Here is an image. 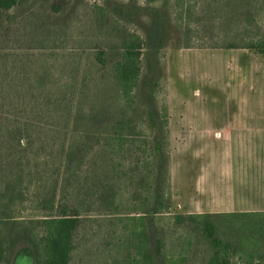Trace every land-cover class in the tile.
Wrapping results in <instances>:
<instances>
[{"label":"rangeland","instance_id":"374dc122","mask_svg":"<svg viewBox=\"0 0 264 264\" xmlns=\"http://www.w3.org/2000/svg\"><path fill=\"white\" fill-rule=\"evenodd\" d=\"M223 4L224 0H25L3 11L0 170L15 172L22 165L32 173L22 178L25 192L21 202L14 204L6 215L15 219L52 215L38 205L42 199L34 192L40 185L47 189L55 187L56 199L60 201L64 195L71 206L77 207L79 201L92 204L95 198L91 180H101L107 184L106 191L118 192L123 197L122 206L115 213L106 204L79 207V215L85 220L71 264H111L128 254L123 244L116 245L120 240L116 232L118 223L107 219L127 213V190L123 187L119 192L113 180L103 178L104 174L95 166L90 170L80 167L77 177L67 178L59 159L63 157L58 151L60 146L65 149L72 137L78 142L88 135L86 115L90 109L96 116L91 128L98 133L120 110L114 102L113 79L107 70L90 63L91 54L98 50L104 51L108 63L119 54L114 42L96 28V22L119 26L138 35L144 43L137 96L130 112L137 125L136 133L140 134L137 142L141 141V149L142 141L148 145L152 142L148 138L152 135L148 115L157 116L156 123L164 115L166 122L164 138L158 142L168 156L169 176L165 184L163 176L159 175L157 181L165 187L169 202L156 230H149L150 237L153 234L156 241L164 239V250L176 259L184 239H189L190 246L181 264H207L209 244L199 231L193 230L194 224L187 218L190 214H205L206 209L219 204L223 195L220 183L224 182L219 170L224 168L242 170L239 177L227 178L233 180L235 197L242 194L247 208L264 212V164L222 165L224 159L241 163L245 158H257L264 163V54L243 48L240 42L233 48L227 46L230 35L243 37L247 43L255 42L264 33L253 27L254 22L241 29L246 26L244 14L240 12L237 21ZM188 8L190 12L186 13ZM181 10L182 20L190 28L180 24ZM229 16L235 20L226 26ZM257 17L264 24V14ZM84 73L86 88L82 92ZM54 101L51 108L57 110L48 113ZM77 102L82 103L81 117L74 124L73 107ZM25 122L29 123L27 128L23 126ZM17 127L23 131L20 133ZM92 137L89 135L87 145L96 143L97 133ZM131 158V162L137 161ZM250 168L254 169L253 174L246 173ZM157 169L156 161V174ZM138 170L140 174L145 171L141 163ZM84 172H89V181L80 184ZM238 180L243 181L244 189L237 185ZM178 217L185 221L179 224ZM228 224L223 219L218 227L220 239L236 246L238 238L260 239L257 233L240 232V228L237 231V226L231 229ZM155 243H150L152 251ZM245 243L248 249L249 242ZM258 244L256 253L248 250L255 257L261 255L264 264V240ZM238 261L233 258V262ZM126 263L131 264L128 260ZM8 264H35L32 247L23 241L13 244Z\"/></svg>","mask_w":264,"mask_h":264},{"label":"trees","instance_id":"16d2710c","mask_svg":"<svg viewBox=\"0 0 264 264\" xmlns=\"http://www.w3.org/2000/svg\"><path fill=\"white\" fill-rule=\"evenodd\" d=\"M24 1L0 0V15L3 11H9L14 6L23 4ZM222 7L226 8L232 18L236 20L240 12L244 14L246 26L241 27V29L249 28L254 22L253 27L264 33V24L257 17L259 14H264V0H224ZM185 12L189 13L190 9H186ZM178 15L180 24L188 28L189 24L182 20V10L179 11ZM103 18L100 17V20ZM232 18L230 16L226 18V26L231 25L232 20H235ZM256 18L258 19L256 20ZM211 20L209 19V21ZM95 26L107 35L108 40L114 42L119 51L118 57L108 63L104 51L98 50L91 54L90 63L103 71L107 70V74L113 79L114 102L117 103L119 107H116L120 110L112 122L106 123L102 133H98L91 128L96 116L92 114L90 109L86 115L89 121L87 129L90 128L88 135L78 142H75L76 140L72 137L74 135H72L70 136L72 137L70 144L65 149L64 145L58 149L63 154L62 158L59 155L60 161L63 162V173L67 178L77 177L80 167L84 166L90 170L95 166L99 173L104 174L103 178L108 177L107 181L109 178L113 180L114 186L119 192L123 187L127 190L128 199L125 203L127 213L120 217L110 216L107 219L118 223L119 227L116 232L119 234L120 240H117L116 245L121 247L120 244H123L128 254L124 255L120 261L113 260L111 264H127V260L131 264H181L180 260L185 259L184 254L187 253V248L190 246L189 239H184L178 255L179 258L176 259L171 252L166 253L164 250V239L162 241L157 239L156 241L153 234L150 237L151 232L149 230L151 228L156 230L155 225L163 220V211L167 209L169 202V199L165 197V187L159 185L157 179H159V175L163 176L162 181L165 184L169 171L168 156L162 152L158 142L164 138L163 134L166 128V122L162 118L164 115L159 116L161 122L158 123H156L157 116L155 118L153 115H148L147 122L150 125L148 129L152 134L148 138L152 142L148 145L142 141V149L140 148L141 141L137 142L140 140V134L136 133L137 125L130 115L137 96L140 52L144 43L138 35L123 30L119 26L99 22H96ZM227 39L229 48L235 47L240 42L239 45L243 48L253 49L264 54V35L255 42L251 40L247 43L244 42L243 37L236 34L230 35ZM185 46L188 47V45ZM85 78L86 73L83 74L81 81L82 92L86 88ZM83 82L84 85H82ZM82 98L85 101V96ZM74 100H76L75 97H73ZM55 103L56 101L49 105L50 108ZM81 104V102L74 104L73 109L75 110H73L72 121L74 124L77 118L81 117L79 114ZM58 106L60 108V103ZM50 108L48 113L51 114H53L52 111L57 110ZM157 110L156 108V115ZM28 122L23 124L25 128L28 127ZM156 126H158L157 134L155 133ZM17 129L20 133L23 131L19 127ZM13 132L15 133V131ZM96 133V143L87 145L89 135L92 134V138H94ZM18 145L22 146L21 141ZM131 157L136 158L137 161L131 162ZM156 161L159 171L157 174L155 171ZM140 163L145 170L141 174L138 172ZM24 168L21 165L15 172L12 169L0 170V264H8L13 244L21 241L32 247L35 264H71L78 233L85 220L79 215V207L95 204L105 206L106 204V207L114 208L113 213H115L119 212L123 197L118 192L106 191L107 184L105 185L103 181L92 179L91 184L94 189L92 197L95 198V201L92 204H88L87 201H79V205L75 207L65 202L64 195L60 201L57 200L54 192L55 187L51 186L47 189L44 185H40L36 187L34 192L38 198L41 197L42 199L38 205L42 210L53 214L44 218L15 219L6 214L10 212L14 204L21 202L25 192V189L22 188L24 185L22 178L32 175L31 171H26ZM55 170L57 169L51 170V175L56 172ZM88 176H90L89 172H84V180L80 184H87ZM72 196L74 197V195ZM77 197L76 195V199ZM187 219L194 224L193 230L199 231L209 244L210 256L207 264H262L261 255L256 256L258 258L256 259L254 253L248 249H253V252L256 253L254 250L258 249V242L264 240V212L190 214ZM223 219L228 220V226L231 229H234L233 226H237V231L240 228V232L257 233L260 239L254 237L238 238L237 246L232 241L220 239L217 233ZM177 220L179 224H182L185 218L178 217ZM151 242H156L154 251L150 249ZM245 242H249L248 249L244 247ZM132 251L134 252L133 255ZM234 257L238 258L239 261L233 262Z\"/></svg>","mask_w":264,"mask_h":264},{"label":"crops","instance_id":"0c3cea01","mask_svg":"<svg viewBox=\"0 0 264 264\" xmlns=\"http://www.w3.org/2000/svg\"><path fill=\"white\" fill-rule=\"evenodd\" d=\"M243 162V163H242ZM229 164H235V165H239L242 164L244 166H252V167H256V166H260L263 165L264 163L262 161H258L257 158H245L241 161V163H238V161H230V160H226L224 159L223 161V166L229 165ZM220 171V176H222L224 178V182L220 183V189L222 190V196H220L219 199V204L214 205V207H211L208 209H206V213H244V212H258V210H255L256 208H247V202H245L243 196H237L235 197V193H234V183L233 180L228 181L227 178H234L235 175H237V177H239V173H241V171L239 169H234V170H228L226 168H224V170H219ZM250 172L251 174H253L254 169L250 168L249 170H246L247 172ZM245 172V171H243ZM243 181L238 180L237 185H240L242 189H244L242 187ZM233 191H231V190ZM252 205H254L252 203ZM251 206V204H250Z\"/></svg>","mask_w":264,"mask_h":264}]
</instances>
